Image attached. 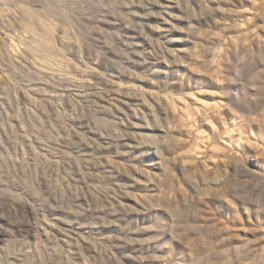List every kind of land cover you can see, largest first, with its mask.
<instances>
[{
	"label": "rangeland",
	"instance_id": "obj_1",
	"mask_svg": "<svg viewBox=\"0 0 264 264\" xmlns=\"http://www.w3.org/2000/svg\"><path fill=\"white\" fill-rule=\"evenodd\" d=\"M0 264H264V0H0Z\"/></svg>",
	"mask_w": 264,
	"mask_h": 264
}]
</instances>
